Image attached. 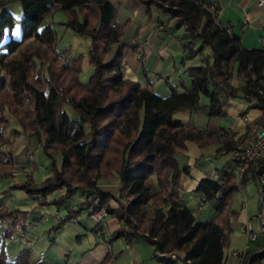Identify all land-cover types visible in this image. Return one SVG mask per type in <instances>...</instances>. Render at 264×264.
I'll use <instances>...</instances> for the list:
<instances>
[{
	"label": "trees",
	"instance_id": "16d2710c",
	"mask_svg": "<svg viewBox=\"0 0 264 264\" xmlns=\"http://www.w3.org/2000/svg\"><path fill=\"white\" fill-rule=\"evenodd\" d=\"M11 1L0 0V8ZM17 1L24 12L21 39H11L0 47V68L3 66L14 78L15 96L24 94L29 110L26 118H32L34 128L43 131V151L51 163V176L41 188L31 181L22 186L23 190L42 207L60 208L76 195L83 197L82 204L68 209L69 216L63 223L74 222L85 210L91 218L104 208L127 227L118 232L119 237L129 243L143 239L156 249L154 256L163 264H225L231 232L226 220L238 192L231 174L233 168L220 172L228 177L225 185L210 177L199 184L196 193L215 206L214 219L199 223L179 197L181 178L187 171L178 156L188 152V146L179 138L183 134L182 140L200 148L220 139L230 150L233 144L238 147L245 136L235 144L226 130L198 132L174 116L186 110L207 109L212 118H224L228 102L238 97L256 103V108L264 111V48H244L232 27L205 9L207 5L219 10L215 2L142 0L148 12L154 6L185 30L190 44L185 49L184 63L202 58L201 65L185 70L190 87L181 83L161 96L150 85L125 77L126 59L136 51L137 43H122L126 25L118 21V9L110 0ZM60 12L66 14V20L57 24L91 39L89 58L94 71L88 83H82L81 63L71 60L62 67L51 68L49 89L40 91L27 82L31 56L25 60H9V56L29 39L62 52L54 47V17ZM13 25V15L6 11L0 19V42L5 29ZM237 78L242 81L239 86L233 84ZM5 83L0 72V90L5 89ZM26 118L22 122L25 131ZM1 155V164L9 165L5 155L4 160ZM115 180L122 198L100 185ZM58 191H64L63 196L49 200ZM125 198L127 201L123 202ZM112 203L116 207L110 206ZM29 215L28 211L0 207V240L5 243L23 237ZM158 253L173 254L175 258L162 259ZM32 255V250L26 248L10 260L3 249L0 264H32ZM262 260L264 253L253 259L254 263Z\"/></svg>",
	"mask_w": 264,
	"mask_h": 264
},
{
	"label": "crops",
	"instance_id": "0c3cea01",
	"mask_svg": "<svg viewBox=\"0 0 264 264\" xmlns=\"http://www.w3.org/2000/svg\"><path fill=\"white\" fill-rule=\"evenodd\" d=\"M110 1L118 9V21L126 25V31L122 43L125 46H128L135 40L137 44L144 45L141 43V41L144 40L151 44L150 47L147 46L145 51L146 55L144 56L143 61L137 59V51L139 52V50H136L129 55L123 68L125 77L136 80L143 86L150 85L154 91L161 96H166L170 88L178 87L181 83L185 84L186 82L181 78L185 73V70L189 67L202 64L201 56L193 60H187L185 63L183 62V58L187 55L185 49L190 44L189 36L186 34L185 30L179 29L176 21L172 20L169 15L162 13L159 9L153 8L151 10L152 19L149 20L147 8L140 0H133V2L131 0H119L116 5L113 0ZM207 1L215 2L219 5V19L223 24L232 27L233 33L241 39L244 48L249 50H260L264 48V8L258 6L257 0ZM124 5H131L133 9L136 8L134 15L127 14L125 11L122 16H119V10L123 8ZM57 16L58 14L56 15V18ZM56 18L54 17V19ZM59 20L65 21L66 17L60 18ZM144 50L145 49H143V51ZM178 57L179 62L181 61L184 69L180 66L177 67ZM203 103H208L206 98H203ZM236 103L240 105V115L232 113L230 110V106ZM192 113L193 111L186 110L176 114L174 119L176 121H181L186 127L196 129L198 132H219L221 130H226L229 135L234 138V143L238 144L239 140L244 137L246 129L249 127L244 122L243 118L246 116L250 120H256L262 114V110L256 108V103H250L241 97L231 99L224 109V113L226 114L224 118H235L230 126L211 128L209 124L208 128L200 127L199 129L189 122V120H184L178 117L179 114L192 115ZM249 113H254V115H250V117L248 116ZM10 130H13L14 132L21 131L20 126L17 127V125L12 124L8 128V131ZM7 134H9V137L12 136L9 132ZM23 138H26L25 145L27 148L25 152L20 154V157L25 161V153L30 151L32 147L27 145L28 137L22 136L19 139L22 140ZM187 146L188 152L178 156L180 164L181 161H184V164H181V166L187 171L181 178L179 197L193 211L196 220L199 223H203L202 219H208V222H211L215 217V206L212 202H205L201 196L196 193V190L201 181L205 178L211 177L214 172L220 173L226 167L228 170L234 168V162L232 160L233 151L235 149L234 144L230 146V150L220 139L219 143L213 142L210 146L205 148H200L190 141L189 145L187 143ZM213 148L215 149V152H213ZM18 153L19 151H16V154ZM23 159H21V161L19 159V164H24ZM214 160H217L219 164L214 165ZM25 167L26 166L24 165V168ZM50 176L51 174L49 173V175L45 176L42 181L44 182ZM32 182H34V180H32ZM39 184H41V182H34V185ZM259 189L258 181L254 178H249L245 181L243 190L248 200L246 208H243L241 205L243 199L242 194L237 192L234 196L232 213L226 220V223L231 226V232H228L230 236V247L225 250V264H264V260L255 263L253 261L255 256L264 253V231L261 223L262 219L260 217L262 203L259 196ZM12 192L13 194L16 193V197L22 198V202L24 200L32 202L35 207L37 206L41 209V212H35L33 214L30 212V215H32L30 216L31 218L36 216L34 222L43 221L50 217L48 212L50 211L49 206H40L36 198L34 196H28L29 194L26 191L12 190L5 195V197H10L8 200L12 199ZM78 196L79 195H76V197ZM79 198L81 200L80 203L77 204L78 206L84 201L83 197L79 196ZM1 203L2 202L0 201V205ZM110 206L116 207L114 203ZM68 207L67 210L71 209L70 206ZM8 208L10 211L15 210L10 207ZM35 210H37V208H35ZM89 216L90 213L88 214V217ZM93 223L94 228L92 231L96 232V228H103L102 234L99 235V237L103 239L102 246L104 247L97 249L98 246H96V248L90 249L88 253H83V259L80 263L102 264L106 261L107 264H112V262L117 260L120 256L121 251L123 253L122 256L127 255L135 259L134 263L136 264L143 261V257L139 254L137 249L131 246V243H129L130 248L128 247V250L130 251L123 250V248L120 247L115 248V243L120 239L125 238L119 237L118 229L121 226V223L117 218L110 215L107 222L102 225H97L94 221ZM247 223L253 225L256 235L255 240L250 244L248 243L246 234L241 230ZM108 226L112 229L110 235H108V231H106ZM1 234L2 230L0 229V236ZM125 240L127 241L126 238ZM3 249L5 251V243L0 240V251ZM153 250L152 257L148 260L147 264H163L159 258L154 256L156 252L154 247ZM14 257L17 256H13V258L10 259L15 260L16 258L14 259Z\"/></svg>",
	"mask_w": 264,
	"mask_h": 264
},
{
	"label": "rangeland",
	"instance_id": "374dc122",
	"mask_svg": "<svg viewBox=\"0 0 264 264\" xmlns=\"http://www.w3.org/2000/svg\"><path fill=\"white\" fill-rule=\"evenodd\" d=\"M113 1L116 5L119 0ZM131 1L133 2V0ZM140 1L142 2V0ZM153 8L158 9L154 6L150 7V13L147 11L149 20L152 19L151 10ZM135 10L136 8L133 9L131 5H124L123 8L119 10V16H122L125 11L127 14L134 15ZM6 11H9L13 15L14 25L11 28H6L1 35L2 40L0 42V47L11 39L20 40L22 34L21 21L23 19L24 12L21 3L17 0H13L4 8H0V19ZM65 17L66 14L63 12L58 13L57 18L55 17L57 36L54 47H57V50L62 52H56L53 48L44 43L37 42L34 39H29L14 55L9 56V60H25L26 57L29 58L31 56V60L28 63L30 73L27 82L29 85L40 91H43V89H49L48 86L50 84L47 82L49 70L51 68L62 67L64 64H68L71 60L78 59L81 63L82 72L80 74V80L82 83H88L91 75L93 74L94 70L89 58L91 39L86 36H80L71 29H65L57 24L60 22V18ZM140 45L137 44L138 48H136V50H139L140 48L144 49L145 45ZM147 45L150 47V42ZM137 54H139L138 51ZM145 55L146 53L144 52L140 59H137L139 61H143ZM177 63V67L180 66L183 68L181 61L179 62V57ZM0 70L2 77H4L6 81L5 89L0 90V155L4 154L7 160L10 158V161L8 160L9 165H4L0 162V175L3 177V179L1 178L2 180H0V199H2L0 200L2 202L0 206L7 210H9L8 207H10L15 210L20 209L22 211H28L32 214L35 212H41L40 208L33 205L34 203L26 200L22 202V198L16 197V193L13 194L12 192V199L10 200H8L10 197H5V195L10 193L12 190L25 191L22 186L30 184L32 180H34L35 183L41 182V184L38 185L39 188H41L43 186L42 180H44L45 176H48L49 173L51 174V163L43 151V131L40 129L36 130L34 128L35 122L32 118H26L29 110L27 109V100L24 98V94L21 95V93H19V95L17 94L15 96L12 88L14 78L11 77L10 73L7 69H4L3 66ZM181 78L186 82V86H191V80L185 73ZM233 84L236 86L239 85L236 80ZM239 106L240 105L237 103L232 104V106H230L231 112L240 115L241 109ZM250 115L253 116L254 113H249L248 116ZM178 117L184 120H189V122L198 127V129L200 127L208 128L209 124L211 128L230 126L231 122L235 119L232 117L212 118L207 109H203L198 112L193 111L192 115L179 114ZM25 118L28 128L27 131H25L22 127V122ZM11 123L12 125H17V127L20 126L21 131H8L7 128L10 127ZM8 132L11 133L12 136L9 137V134H7ZM22 136L28 137L27 145L32 147V151H27L25 154L26 156L28 154L34 155L33 162H27V160L24 161V159L20 157V154L25 152L27 148L25 145L26 138H23L22 140L19 139ZM180 137L181 138L179 139L181 142H184L186 145L188 143L189 145V141L182 140V138H184L183 134H181ZM215 142L219 143V139ZM212 150L215 152L214 148ZM16 151H19V153L16 154ZM2 155L1 158L4 160ZM19 159L20 161L23 159V165L19 164ZM213 163L214 165L219 164L217 160H214ZM181 164L183 165L184 161H181ZM24 165L26 166L25 168ZM1 170H5L6 172L1 173ZM30 171L31 174H29ZM100 185L103 188L112 190L114 195L121 198L123 197L122 193L119 192V182L117 180L110 183L100 182ZM63 194L64 191L55 192L49 197V200L58 199L63 196ZM80 200L79 196H74L67 201V204L64 207L58 208L56 206H49L50 211L48 212L50 217L43 221L34 222L36 220V216L31 218L30 216L32 215H29L26 219L28 223H26L27 229L22 232V234L24 233L23 237L20 235V237H16L13 240L5 241V253L7 257L9 259L13 258V256H17L23 249L30 248L33 252L31 259L32 264H84L80 263L83 259V253H88L90 249H94L96 246H98L97 249L104 246H102L103 239L99 237L96 232L92 231L94 223L90 216L88 217V211L85 210L79 214L81 220L79 222L75 223L71 221L70 223H63V219L69 216V212L66 208L67 205L70 206V208H77V204L80 203ZM126 201L127 199L125 198L123 202ZM35 208H37V210H35ZM100 210L95 213H98ZM106 222L107 221L104 223ZM202 222H208V219H202ZM122 229H124L123 225H121L118 230L121 231ZM106 231H108V235H110L112 229L108 226ZM115 244V248L120 247L123 248V250L130 251L128 250V247L130 248V244L125 240V238L120 239ZM131 246L137 249L139 254L143 257V261L139 262V264H147L154 252L153 246L141 238L134 240L131 243ZM122 254L123 253L121 251L120 256L117 260H114L112 264H134L135 259L127 255L122 256ZM15 258L16 257H14V259Z\"/></svg>",
	"mask_w": 264,
	"mask_h": 264
},
{
	"label": "built area",
	"instance_id": "2783aa9c",
	"mask_svg": "<svg viewBox=\"0 0 264 264\" xmlns=\"http://www.w3.org/2000/svg\"><path fill=\"white\" fill-rule=\"evenodd\" d=\"M257 1H258V6L264 8V0H257ZM217 6L219 8L218 4ZM204 7L207 11L215 15L216 18H219L220 8L219 10H217L212 6L205 5ZM141 43L145 45L144 47L145 50L143 51V48L139 49V54H137V57L139 59L141 55L146 51L148 46L147 44L149 42L148 41L145 42L144 40H142ZM235 80L239 83V85L242 84L241 79L237 78ZM243 119L244 122L249 127L245 131L244 134L245 138L243 142L240 143L239 146L236 147L233 151L232 160L234 162V168L231 174L234 179L235 187L237 188L238 192L243 196V199L241 201V205L243 208H246L248 203L247 197L244 194V190H243L245 181L249 178H254L255 180L258 181V185L260 187L259 196L262 203L260 210V217L262 219L261 223L264 231V111H262V114L256 120H250L246 116ZM8 160L10 161V158H8ZM26 160L27 162L28 161L33 162L34 155L28 154L26 156ZM29 174H31V171ZM260 176L262 177V179ZM210 178L216 181L217 183H219L220 185H225V183L228 181L227 176L217 172H214ZM108 217L109 214L107 213V211L105 209H101L98 213L93 214L91 216V219L97 225H102L104 224L105 221H107ZM79 220L80 217H76L74 218L73 221L78 222ZM124 229H127V227H124ZM241 230L244 234H246L249 244L255 240L256 237L254 231L255 229L251 223H247L246 225H244V227ZM102 231L103 228H97L96 233L98 234V236L102 234ZM173 258H175L174 255ZM179 264L182 263L180 262Z\"/></svg>",
	"mask_w": 264,
	"mask_h": 264
},
{
	"label": "water",
	"instance_id": "95a60500",
	"mask_svg": "<svg viewBox=\"0 0 264 264\" xmlns=\"http://www.w3.org/2000/svg\"><path fill=\"white\" fill-rule=\"evenodd\" d=\"M158 256H159L160 258H162V259H168V260H170V259L173 258V254L161 255V254L158 253Z\"/></svg>",
	"mask_w": 264,
	"mask_h": 264
}]
</instances>
